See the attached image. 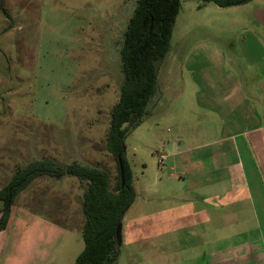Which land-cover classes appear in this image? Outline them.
I'll list each match as a JSON object with an SVG mask.
<instances>
[{
    "label": "rangeland",
    "instance_id": "1",
    "mask_svg": "<svg viewBox=\"0 0 264 264\" xmlns=\"http://www.w3.org/2000/svg\"><path fill=\"white\" fill-rule=\"evenodd\" d=\"M137 1L0 0V193L17 169L35 160L91 165L115 184L117 163L105 141L122 82L123 35ZM262 7L264 0L225 8L181 0L156 92L143 122L125 137L137 197L124 216L115 264H206L207 255L223 247L222 233L211 236L215 244L206 243L204 217L192 210L207 207L200 169L209 171L208 180L239 181L225 136L264 126V37L258 38L264 31H256L254 17ZM239 93L253 98L259 120L249 122L241 107L219 114V105H234ZM218 136L223 157L200 160L215 150L192 149ZM249 136L261 139L254 151L264 170V127ZM184 157L200 161L176 170ZM82 194L74 177L38 176L11 203L0 199V219L8 208L0 255L22 248L8 262L0 257V264H74L84 246Z\"/></svg>",
    "mask_w": 264,
    "mask_h": 264
},
{
    "label": "trees",
    "instance_id": "2",
    "mask_svg": "<svg viewBox=\"0 0 264 264\" xmlns=\"http://www.w3.org/2000/svg\"><path fill=\"white\" fill-rule=\"evenodd\" d=\"M225 8L249 0H200ZM181 7V0H138L128 20L120 49L122 82L117 104L112 108L105 149L117 163V181L97 167L72 161L66 165L50 160L32 161L16 170L0 197L5 206L33 178L46 176L54 180L76 178L83 186L81 228L83 250L74 264H115L119 249L115 230L134 203L137 193L131 168L126 160L125 137L137 128L146 114L149 99L155 94L157 68L170 47V36ZM121 155L124 184L121 186L117 157ZM8 208L2 211L0 232L6 227Z\"/></svg>",
    "mask_w": 264,
    "mask_h": 264
},
{
    "label": "crops",
    "instance_id": "3",
    "mask_svg": "<svg viewBox=\"0 0 264 264\" xmlns=\"http://www.w3.org/2000/svg\"><path fill=\"white\" fill-rule=\"evenodd\" d=\"M254 17L257 22L256 31L260 29V31L263 32L264 7L255 9ZM262 37H264V34H261V37L258 36L260 42L263 40ZM259 45L262 46L261 44ZM215 86L214 84L209 85L211 88H215ZM238 95V97H235L236 100L234 105L222 108L223 106L221 105H225L226 103L222 102L221 105H219L221 108L219 114L223 113L226 116H231L242 110L246 115L245 118H247L249 122H252L254 119L259 120L261 113H258V116L252 111V104H254L253 98L242 95L241 93ZM240 107L242 109L238 110ZM229 121L232 124H235L236 121L238 122L237 117H231ZM224 122H226V120ZM230 122L227 123V131H229L231 127ZM262 127L264 126H248L241 132H233L225 136V138L231 140V148L235 154V164L238 169L239 177L237 183L232 182V178H227L225 182L214 179L208 180L207 173L209 174V171L200 169L203 177H205L202 179L201 185L207 188L205 190L206 194L201 196V198L206 199L207 207L199 208L197 211L192 207V215L196 217L199 212L202 213L204 218L201 223L203 225L205 224L206 234L209 236L206 237L207 244H215V241L218 239L211 236L216 233L223 234L222 240L224 242L221 250L218 249L217 252L213 250L207 255L206 264H264V170L254 151V143L259 145L261 139H252L249 136L251 132H257ZM215 139V141H206V143L192 149L194 151H201L205 153L204 155H206V151L204 150L209 148L215 150L212 154H207L206 157L203 156L204 158L202 157L200 160L211 161L216 155L217 158L223 157L222 155L224 153L219 149L223 140L220 136ZM174 145L175 143L168 145L169 152ZM176 148L177 147H174V149ZM200 160L195 161L193 158L184 157L180 159L179 162L175 163V169H185L187 166L192 165L196 166L195 163ZM215 171H218L217 166L214 167L213 170H210L211 173H215ZM179 173L183 176L187 175V172L184 170ZM192 174L193 173L190 175L192 176ZM176 177L177 176L174 175V180H176ZM172 195L176 196L175 193ZM215 200L218 204L213 202L212 205L215 206L209 207V203ZM123 222L124 218L122 220V225ZM178 227H175V230ZM122 235H124L123 231ZM11 249L13 253L8 256L2 251L0 255L1 259L8 262L15 257L18 250H22V248L19 247H12ZM36 256H38V253ZM38 262H41V260Z\"/></svg>",
    "mask_w": 264,
    "mask_h": 264
},
{
    "label": "water",
    "instance_id": "4",
    "mask_svg": "<svg viewBox=\"0 0 264 264\" xmlns=\"http://www.w3.org/2000/svg\"><path fill=\"white\" fill-rule=\"evenodd\" d=\"M124 151H125V147L123 148V152ZM117 162H118L120 180H121V186H122L124 184V174H123V165H122L121 155L117 157ZM121 234H122V222L117 225L116 230H115V237H116L118 246H120L122 242Z\"/></svg>",
    "mask_w": 264,
    "mask_h": 264
}]
</instances>
